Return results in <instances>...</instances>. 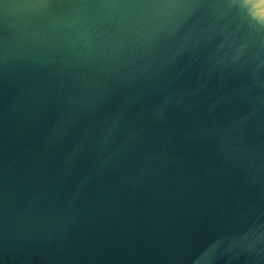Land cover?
I'll use <instances>...</instances> for the list:
<instances>
[{"label": "water", "instance_id": "water-1", "mask_svg": "<svg viewBox=\"0 0 264 264\" xmlns=\"http://www.w3.org/2000/svg\"><path fill=\"white\" fill-rule=\"evenodd\" d=\"M0 264H264V27L0 0Z\"/></svg>", "mask_w": 264, "mask_h": 264}, {"label": "clouds", "instance_id": "clouds-1", "mask_svg": "<svg viewBox=\"0 0 264 264\" xmlns=\"http://www.w3.org/2000/svg\"><path fill=\"white\" fill-rule=\"evenodd\" d=\"M241 9L246 11L247 16L256 26L264 27V8L257 9L255 0H233ZM264 3V0H261Z\"/></svg>", "mask_w": 264, "mask_h": 264}]
</instances>
